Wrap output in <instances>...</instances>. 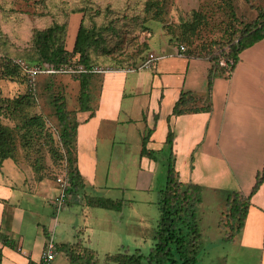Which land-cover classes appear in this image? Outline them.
Instances as JSON below:
<instances>
[{
	"label": "crops",
	"instance_id": "0c3cea01",
	"mask_svg": "<svg viewBox=\"0 0 264 264\" xmlns=\"http://www.w3.org/2000/svg\"><path fill=\"white\" fill-rule=\"evenodd\" d=\"M81 17L82 13L69 15L68 51L73 48ZM147 51L156 56L148 70L94 75L89 82V109L79 107L72 117L76 130L71 152L83 182L76 201L87 208L86 196L122 199L121 209L113 214L114 209L91 206L104 211L90 209L86 213L90 216L77 223L64 216L51 217L45 200L57 193L56 182L31 172L20 177L21 167L15 161L7 167L10 158L4 159L0 162V264L37 260L48 241L56 246L52 264H70L59 247L78 240L95 254L114 249L130 252L131 246L140 252L143 211L130 213L124 222L119 219L125 208L135 212L138 204L143 205L147 199L144 191L153 185L158 162L140 154L148 128L146 148L156 159L161 156L164 164L168 154L165 138L171 128L175 177L202 187L197 219L201 210L214 237L225 232L220 223L227 194L241 191L248 195L264 167V38L239 53L233 70L224 72L229 75L213 73L210 87L209 59L180 52L167 36L157 43V50L149 47ZM181 91L193 92L201 103L208 99L211 110L171 115ZM42 183L44 191L38 189ZM92 190L105 194L93 195ZM113 190L120 191L121 198L111 196ZM134 191L141 194L140 200ZM70 199H75L74 194ZM116 221L124 226L120 231L129 234L130 243L113 229ZM5 239L9 244H4ZM227 246L208 254L206 264H264V182L250 198L242 229Z\"/></svg>",
	"mask_w": 264,
	"mask_h": 264
},
{
	"label": "rangeland",
	"instance_id": "374dc122",
	"mask_svg": "<svg viewBox=\"0 0 264 264\" xmlns=\"http://www.w3.org/2000/svg\"><path fill=\"white\" fill-rule=\"evenodd\" d=\"M147 1L0 0V56L5 53L21 57L25 51L32 47L35 29L46 27L51 23L52 18L62 16L63 11L69 12L81 7H84L89 17L99 24H105L112 20V30H106L104 37L106 48L110 52L109 56L114 59L122 58L125 54L131 55L144 48L141 44L144 39L148 40V48L156 50L157 43H160L165 36L170 38V33L173 42L178 43L179 38L184 39L180 34L184 23H191L194 12H198L197 21L199 22L195 33L191 36L192 47L205 46L212 41L223 40L228 37L233 26L242 28L244 24L256 19L259 14H264V0H160L163 8L159 9L157 14L159 19H155L151 14L155 13V8L145 9ZM232 11L235 17L232 16ZM150 35L151 37H149ZM113 62L106 59L99 60L96 64L107 65L111 68H124ZM224 74L229 75L228 73ZM78 89V80L68 74L41 75L37 78L34 89H31L19 71H15L12 76H9L0 66V123L9 127L14 136L12 158L7 160V167H10L15 161L21 167L20 177L31 172L34 177L41 175V177L55 182L56 176L63 170L64 148L59 139L60 128L54 102L55 99L62 97L65 108L72 114L75 113L80 107ZM33 118L35 119L31 121ZM36 119L39 124L35 122ZM40 124L42 125L40 126ZM165 153L162 152V155L165 156ZM158 158L156 159L158 165L153 185L143 194L147 198L146 201L144 200L143 205L138 204L135 212L125 208L124 216L119 219L124 222L129 218L130 213L136 215L143 211L142 214L145 218L144 243L140 246V253L143 254H147L154 245L153 235L159 218L160 190L165 183V164L161 156ZM107 164L108 159L102 162L104 172L108 168ZM38 189L44 191L43 183L38 186ZM89 193L97 196L105 194L103 191L93 190ZM133 194L136 199L140 200L141 194L135 191ZM111 196L121 198L120 191H114ZM74 197V200H71L72 198L67 200L65 205L59 209L55 206L52 198L48 201L45 200L47 212L51 217L54 215L58 219V217L64 216L68 221L73 219L77 223L82 217L90 216L86 214L90 209V211H104L93 209L88 205L86 208L79 200L76 201L80 197L79 194H74ZM84 208L85 211H82ZM83 212L85 215L82 214ZM111 212L117 214L115 210ZM204 220V215L200 210L197 219L202 237L198 253L200 264H206L208 254L220 248L229 247L227 243L231 242L223 240L224 231L221 232V236L214 237L213 229L207 227ZM223 220L224 215L221 219V227H224ZM112 225L113 229L123 239L125 238L126 242L130 243L129 234L120 231L124 230V226L121 228L118 221L113 222ZM221 238L222 241L218 242ZM115 250L110 253L98 252L96 258L99 264H116L105 258L106 255L117 253L118 249ZM130 250L127 252L134 253L132 246ZM124 251L121 249L119 252Z\"/></svg>",
	"mask_w": 264,
	"mask_h": 264
},
{
	"label": "trees",
	"instance_id": "16d2710c",
	"mask_svg": "<svg viewBox=\"0 0 264 264\" xmlns=\"http://www.w3.org/2000/svg\"><path fill=\"white\" fill-rule=\"evenodd\" d=\"M160 0H148L145 9L155 8L152 16L159 19L157 14L162 9ZM71 13H82L81 21L76 33L75 41L71 51L65 48V38L69 15ZM62 16L52 18L49 25L44 28L34 30L32 38V47L25 51L23 55L13 56L2 53L0 56V66L3 67L7 75L12 76L15 71H19L24 80L26 77L20 67L14 62L16 57L23 58L29 63L38 65L57 66L67 61H74L85 66L98 63L109 59L118 65L127 67H136L148 55L146 40L142 42V47L133 54H125L122 58L116 59L109 56L106 48V39L104 33L106 30H112L113 22L108 21L105 24H99L89 17L84 7L72 9L69 12H62ZM232 16L235 17L232 11ZM198 12H194L191 23H184L180 32L184 39L176 43L184 45L185 52L188 55L199 56L209 59L212 63L209 74V87L213 73L216 71L224 73L231 72L238 60L239 53L264 38V14H259L256 19L244 24L242 28L233 26L231 32L223 40L212 41L205 46L192 47V35L198 27ZM89 21V22H88ZM144 22V20H143ZM145 24V23H142ZM170 33V32H169ZM170 33L169 41L173 42ZM185 41V42H183ZM221 58H231L234 64L229 70H226L219 64ZM95 74L83 73L75 77L78 80V99L82 110L89 109V82ZM59 97L55 99V113L59 123V139L64 148L63 168L66 169L70 184L66 192L68 195L76 194L77 190L83 185L82 177L75 165V159L72 157L71 147L76 130V122L72 119L73 114L65 108V103ZM16 101V100H15ZM211 103H201V98L191 91H181L175 101L171 115L179 116L181 114L210 111ZM36 118V117H35ZM33 118L31 121H33ZM156 119V117H155ZM39 124L38 120L35 121ZM42 124H40L41 126ZM151 133L148 128L142 136V148L140 154L156 160L155 153L146 148V144ZM174 134L171 128L165 138L167 145V158L165 162V183L160 190L159 197V218L157 228L153 235L154 245L147 254L140 252L128 253L117 252L106 255L109 261L116 264H200L198 253L201 248V233L197 225V208L202 202V187L195 183H184L179 181L174 174L172 166V145ZM14 136L12 130L0 123V162L7 158H12V146ZM264 182V167L256 176V181L248 195L241 191H230L226 196V211L224 213L223 229L225 234L223 240L232 241L242 229L250 206L251 196L258 190ZM87 205L92 207H103L107 209L120 210L124 201L122 199L112 200L102 197L86 196ZM9 244L8 240L3 241ZM59 250L69 260L70 264H99L94 251L84 247L80 240L74 244H62ZM56 251V246H55Z\"/></svg>",
	"mask_w": 264,
	"mask_h": 264
},
{
	"label": "built area",
	"instance_id": "2783aa9c",
	"mask_svg": "<svg viewBox=\"0 0 264 264\" xmlns=\"http://www.w3.org/2000/svg\"><path fill=\"white\" fill-rule=\"evenodd\" d=\"M178 50L180 52H184L186 50L184 45H179ZM156 56L153 53H148L146 58L140 62L136 67H127V68H111L107 65H97L92 64L90 66H85L81 63H76L74 61H67L57 66L53 65H38L29 63L22 58H15L14 62L20 67L22 72L24 73L27 84L31 89H34L37 78L41 75L44 76H53L56 74H68L73 77H77L83 73H93V74H106L108 72L115 71H133L141 68H150L152 64L155 62ZM219 64L223 66L226 70H229L234 64L233 59L231 58H221L219 60ZM55 182L57 184V194L53 198V202L57 209L61 208L65 205L68 200V194L66 192L69 187L70 180L67 176L66 169L63 168L61 173L56 176ZM18 250L23 252V254L27 255L25 251L18 247ZM55 244L52 241H48L45 249L41 252L39 258L37 260H31L28 264H52L55 259Z\"/></svg>",
	"mask_w": 264,
	"mask_h": 264
}]
</instances>
